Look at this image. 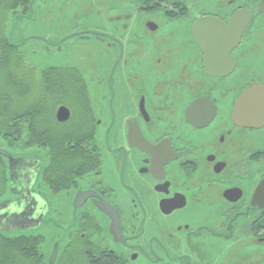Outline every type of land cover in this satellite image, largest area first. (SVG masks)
I'll return each mask as SVG.
<instances>
[{
  "label": "flooded vegetation",
  "instance_id": "flooded-vegetation-1",
  "mask_svg": "<svg viewBox=\"0 0 264 264\" xmlns=\"http://www.w3.org/2000/svg\"><path fill=\"white\" fill-rule=\"evenodd\" d=\"M207 15L217 19L216 42L204 44L193 30ZM233 20L244 22L236 29ZM10 21H60L56 38L30 36L57 64L39 68L26 50L9 46L0 77L10 82L19 67L20 89H36L39 99L49 85L66 84L67 97L48 99L51 119L71 122L77 105V132L93 138L88 150L100 160L61 191L73 217L67 223L58 215V259L67 253L75 264L85 251L97 264L99 248L125 264H264V201L255 196L264 178V125L236 116L242 92L264 86V0H0V41L11 45ZM71 21L102 22L76 30ZM77 35L100 42L98 74L84 76L65 56L64 43ZM75 72L86 99L72 92ZM61 105L72 112L65 122L56 116ZM101 116L119 138L107 146L111 162L98 144ZM81 190L86 198L76 208ZM101 201L114 206L119 227Z\"/></svg>",
  "mask_w": 264,
  "mask_h": 264
},
{
  "label": "trees",
  "instance_id": "trees-1",
  "mask_svg": "<svg viewBox=\"0 0 264 264\" xmlns=\"http://www.w3.org/2000/svg\"><path fill=\"white\" fill-rule=\"evenodd\" d=\"M9 46L11 50L19 49L18 44L11 43L10 45L5 39L0 41V72L2 74L5 54L9 51ZM12 65L15 68L19 62H13ZM16 69L12 72L14 77L10 82L0 77V141L5 146L7 145V148L19 149L35 146L46 149L48 162L44 170L43 181L53 193L67 191L77 184V180L83 174L95 170L100 164L99 157L88 150L93 138L77 132L80 127L78 125L80 121H77V105L72 106L74 119L71 122L59 123L51 119L55 107L48 99L57 98V96L58 99L67 97L66 84L64 88H62V83L57 86L49 85V89L46 88L39 99L36 89L28 88L23 93L20 89L19 67ZM74 75L76 84L72 92L75 91L76 99H86V88L78 83L81 81L80 75L77 72ZM21 92L26 98L20 99ZM41 99H46V101L42 103ZM41 108L44 110L43 117L40 114ZM41 118L44 120L43 126L40 124ZM42 128L45 133L41 134ZM8 181L7 164L4 157L0 155V199L8 188ZM43 243L44 237L41 235L12 236L0 232V264H48L41 249ZM95 250L99 251L102 257V261L97 264H125L122 258L117 257L115 253L106 254L99 248ZM89 259H91L90 256L82 251L80 257L76 256L78 262L75 264H92ZM56 264H70L67 253L60 257Z\"/></svg>",
  "mask_w": 264,
  "mask_h": 264
},
{
  "label": "rangeland",
  "instance_id": "rangeland-1",
  "mask_svg": "<svg viewBox=\"0 0 264 264\" xmlns=\"http://www.w3.org/2000/svg\"><path fill=\"white\" fill-rule=\"evenodd\" d=\"M94 17H100L99 14L93 11ZM86 18H89L88 16ZM143 16L137 18L133 21H142ZM63 22V21H62ZM75 23L76 30L77 28H86L93 27V25L100 24L102 21H71ZM60 21H10L8 35L12 43L18 44L23 50H26L29 58L39 67L43 68L50 64H57L52 60L48 54H44L41 49L42 45H39V41L34 37L31 38V34L33 36L42 35L46 36L49 39L56 38L57 35L60 34ZM100 42H93V39L80 38L79 35L74 37L70 44L64 43L63 49L66 52L65 56L69 60V62H73V65L79 68L80 73H83L84 76H87L90 71L96 72L98 74L99 69L94 67H98L100 64V55L99 51L95 47L99 46ZM76 45V48L71 46ZM80 46V47H79ZM57 57V56H56ZM65 57V58H66ZM64 63L65 60H60ZM72 64V63H71ZM63 65L64 64H60ZM92 69V70H91ZM91 99L97 104V91L94 89H90ZM76 106V105H74ZM101 124L97 130V139L98 144L101 147L102 153L106 156V161L111 162L112 156L108 152L109 145H114L115 142L119 139L112 131H109L108 125L109 120L107 118L101 116ZM108 124V125H107ZM0 145L2 148L10 151L11 154L14 155H22L31 158H35L40 165V169L37 172L35 181H34V189L38 192L42 193L43 199L47 204L48 212L45 216V219L39 224L33 227L26 228H16L10 231H7L8 235L17 236V235H41L44 237V243L42 244V251L45 255V260L48 259L50 252H52L53 246V237L56 234V221L58 220V215H61V218L65 222H69L72 220V206L71 199L68 198V192H61L58 195L52 194L49 189L44 185L42 179V170L47 165L46 159V150L44 148L39 147H30V148H7L2 141H0ZM115 158L113 157V162ZM11 189V186H10ZM8 197L14 196V194L7 188L4 195ZM50 258V257H49ZM91 263V259H89Z\"/></svg>",
  "mask_w": 264,
  "mask_h": 264
},
{
  "label": "water",
  "instance_id": "water-1",
  "mask_svg": "<svg viewBox=\"0 0 264 264\" xmlns=\"http://www.w3.org/2000/svg\"><path fill=\"white\" fill-rule=\"evenodd\" d=\"M217 19L207 15L200 17L195 23L193 33L195 36L202 35V42H216L210 35L217 31L214 29ZM244 21L233 20L230 27H240ZM88 33V32H82ZM81 34V33H80ZM82 38H86L83 36ZM228 41V39H227ZM212 45V44H211ZM250 114V116H249ZM58 121L65 122L72 116L71 110L66 106H59L56 112ZM236 116L241 119L243 124L252 127H261L264 125V86L257 84L250 89L245 90L239 96L236 102ZM246 116V121H245ZM250 117V118H249ZM3 143V142H2ZM4 144V143H3ZM0 155L8 162V178L10 176V191L17 197L0 199V232L7 234V231L16 228H26L39 225L48 212L47 204L43 198L34 189V181L40 165L37 160L28 161L25 157H17L11 154L9 150L2 148L0 145ZM32 165V170H27ZM23 166V169L20 168ZM28 166V168H26ZM16 179V180H15ZM86 192L79 191L77 193L75 207L84 204ZM255 196L257 202L264 201V178L258 185ZM100 206L107 208L110 213H117L114 206L106 201H101ZM114 225L119 227L118 213L116 215ZM59 243L50 255L48 264H56L58 260Z\"/></svg>",
  "mask_w": 264,
  "mask_h": 264
}]
</instances>
